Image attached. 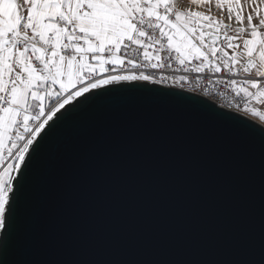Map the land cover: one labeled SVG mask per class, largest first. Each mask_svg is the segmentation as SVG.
<instances>
[{
	"label": "snow or ice",
	"instance_id": "snow-or-ice-1",
	"mask_svg": "<svg viewBox=\"0 0 264 264\" xmlns=\"http://www.w3.org/2000/svg\"><path fill=\"white\" fill-rule=\"evenodd\" d=\"M0 0V260L3 264H264L254 251L225 259H8L29 206L35 165L70 117L140 92L174 98L264 139V0ZM213 7L215 11H213ZM175 65V67H173ZM240 98L229 109L195 94L188 75ZM154 70V71H153ZM159 73V74H157ZM224 96V92H218ZM259 106V107H258ZM258 118L260 126L248 123ZM55 157H53V162ZM264 199V190H262ZM46 207L32 209L37 237ZM253 241L249 240L250 248Z\"/></svg>",
	"mask_w": 264,
	"mask_h": 264
},
{
	"label": "water",
	"instance_id": "water-1",
	"mask_svg": "<svg viewBox=\"0 0 264 264\" xmlns=\"http://www.w3.org/2000/svg\"><path fill=\"white\" fill-rule=\"evenodd\" d=\"M193 94L203 98L184 93ZM253 122L260 126L249 116ZM262 190L258 131L239 130L174 98L129 93L73 114L42 151L8 259L37 252L225 259L249 251L258 259ZM41 206L37 237L32 209Z\"/></svg>",
	"mask_w": 264,
	"mask_h": 264
},
{
	"label": "built area",
	"instance_id": "built-area-1",
	"mask_svg": "<svg viewBox=\"0 0 264 264\" xmlns=\"http://www.w3.org/2000/svg\"><path fill=\"white\" fill-rule=\"evenodd\" d=\"M175 67V65L173 66ZM154 71V70H153ZM159 74V73H157ZM163 74L166 75H188L191 81V85H186L185 87H193L196 88V80L200 79L201 83L198 88H196V92L198 94L202 95V90H208L210 92L209 99L214 100L219 105H224V107L229 108V105H235L240 98H234V94L231 93L229 89H225L223 85H217L215 84L216 77H210L213 81L212 84H208L206 80L203 79V74H200L199 76L196 73H184L183 71L174 73L173 69H167L164 71ZM218 92H224V96H219ZM235 110L234 108H232Z\"/></svg>",
	"mask_w": 264,
	"mask_h": 264
},
{
	"label": "crops",
	"instance_id": "crops-1",
	"mask_svg": "<svg viewBox=\"0 0 264 264\" xmlns=\"http://www.w3.org/2000/svg\"><path fill=\"white\" fill-rule=\"evenodd\" d=\"M180 7H187L188 6V0H180V4H179ZM213 11H215V8L213 7ZM259 107V106H258ZM264 110V109H262ZM254 118V117H253ZM256 120L259 121L258 118H255Z\"/></svg>",
	"mask_w": 264,
	"mask_h": 264
}]
</instances>
